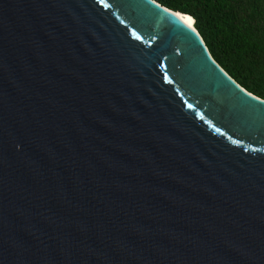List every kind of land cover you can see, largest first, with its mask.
Segmentation results:
<instances>
[{
    "label": "water",
    "instance_id": "obj_1",
    "mask_svg": "<svg viewBox=\"0 0 264 264\" xmlns=\"http://www.w3.org/2000/svg\"><path fill=\"white\" fill-rule=\"evenodd\" d=\"M185 16L0 0V264H264V99Z\"/></svg>",
    "mask_w": 264,
    "mask_h": 264
},
{
    "label": "trees",
    "instance_id": "obj_2",
    "mask_svg": "<svg viewBox=\"0 0 264 264\" xmlns=\"http://www.w3.org/2000/svg\"><path fill=\"white\" fill-rule=\"evenodd\" d=\"M188 14L212 58L264 99V0H154Z\"/></svg>",
    "mask_w": 264,
    "mask_h": 264
},
{
    "label": "bare ground",
    "instance_id": "obj_3",
    "mask_svg": "<svg viewBox=\"0 0 264 264\" xmlns=\"http://www.w3.org/2000/svg\"><path fill=\"white\" fill-rule=\"evenodd\" d=\"M189 18H190V21H189ZM181 20H183L188 26H192V22H193V20H192V18L190 17V16H185V17H182V19Z\"/></svg>",
    "mask_w": 264,
    "mask_h": 264
},
{
    "label": "snow or ice",
    "instance_id": "obj_4",
    "mask_svg": "<svg viewBox=\"0 0 264 264\" xmlns=\"http://www.w3.org/2000/svg\"><path fill=\"white\" fill-rule=\"evenodd\" d=\"M189 21H190V18H189Z\"/></svg>",
    "mask_w": 264,
    "mask_h": 264
}]
</instances>
